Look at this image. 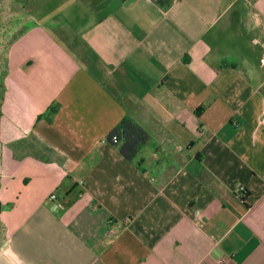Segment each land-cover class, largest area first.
Instances as JSON below:
<instances>
[{
    "label": "crops",
    "instance_id": "1",
    "mask_svg": "<svg viewBox=\"0 0 264 264\" xmlns=\"http://www.w3.org/2000/svg\"><path fill=\"white\" fill-rule=\"evenodd\" d=\"M0 33V264H264V0H0Z\"/></svg>",
    "mask_w": 264,
    "mask_h": 264
},
{
    "label": "trees",
    "instance_id": "2",
    "mask_svg": "<svg viewBox=\"0 0 264 264\" xmlns=\"http://www.w3.org/2000/svg\"><path fill=\"white\" fill-rule=\"evenodd\" d=\"M114 137H117V141H114ZM149 141L148 132L130 116L124 118L108 138V142L116 147L120 154L130 162L137 159Z\"/></svg>",
    "mask_w": 264,
    "mask_h": 264
},
{
    "label": "built area",
    "instance_id": "3",
    "mask_svg": "<svg viewBox=\"0 0 264 264\" xmlns=\"http://www.w3.org/2000/svg\"><path fill=\"white\" fill-rule=\"evenodd\" d=\"M138 1H143V2L150 4V5L153 3V0H138ZM262 62L264 63V59L262 60ZM113 139H114V141H117V137H114ZM50 201L58 202V197L55 193L50 196ZM58 206L60 208H63V205L61 203H59ZM114 235H115V232L112 234V236H114Z\"/></svg>",
    "mask_w": 264,
    "mask_h": 264
},
{
    "label": "rangeland",
    "instance_id": "4",
    "mask_svg": "<svg viewBox=\"0 0 264 264\" xmlns=\"http://www.w3.org/2000/svg\"><path fill=\"white\" fill-rule=\"evenodd\" d=\"M13 13H15V12H13ZM15 18H16L15 16L10 17L9 18V23H11V21L14 20ZM3 33H2V36H0V44L5 43V40H3V38L6 36V34H3ZM0 35H1V33H0ZM1 42H3V43H1Z\"/></svg>",
    "mask_w": 264,
    "mask_h": 264
}]
</instances>
